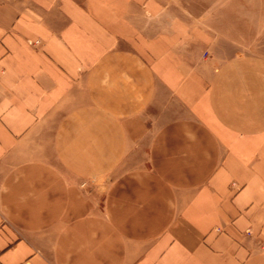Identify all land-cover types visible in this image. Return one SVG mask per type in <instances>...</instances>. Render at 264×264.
<instances>
[{
  "label": "crops",
  "instance_id": "1",
  "mask_svg": "<svg viewBox=\"0 0 264 264\" xmlns=\"http://www.w3.org/2000/svg\"><path fill=\"white\" fill-rule=\"evenodd\" d=\"M0 264H264V0H0Z\"/></svg>",
  "mask_w": 264,
  "mask_h": 264
},
{
  "label": "rangeland",
  "instance_id": "2",
  "mask_svg": "<svg viewBox=\"0 0 264 264\" xmlns=\"http://www.w3.org/2000/svg\"><path fill=\"white\" fill-rule=\"evenodd\" d=\"M263 43V42H262ZM260 47H263L262 45H260Z\"/></svg>",
  "mask_w": 264,
  "mask_h": 264
}]
</instances>
